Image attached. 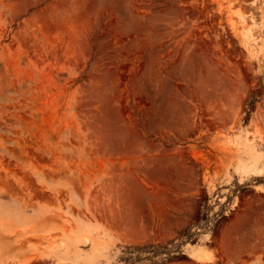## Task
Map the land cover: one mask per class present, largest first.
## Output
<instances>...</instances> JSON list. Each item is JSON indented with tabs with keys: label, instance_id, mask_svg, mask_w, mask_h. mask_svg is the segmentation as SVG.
Wrapping results in <instances>:
<instances>
[{
	"label": "rangeland",
	"instance_id": "1",
	"mask_svg": "<svg viewBox=\"0 0 264 264\" xmlns=\"http://www.w3.org/2000/svg\"><path fill=\"white\" fill-rule=\"evenodd\" d=\"M0 264H264V0H0Z\"/></svg>",
	"mask_w": 264,
	"mask_h": 264
},
{
	"label": "bare ground",
	"instance_id": "2",
	"mask_svg": "<svg viewBox=\"0 0 264 264\" xmlns=\"http://www.w3.org/2000/svg\"><path fill=\"white\" fill-rule=\"evenodd\" d=\"M261 172H262V168H260V170L258 171V174H261ZM195 255H196L197 257L201 258V257L204 256V253L201 252L200 250H196V251H195Z\"/></svg>",
	"mask_w": 264,
	"mask_h": 264
}]
</instances>
